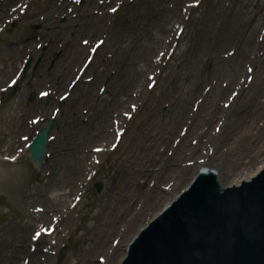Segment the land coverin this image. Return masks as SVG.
<instances>
[{
	"label": "rangeland",
	"instance_id": "obj_1",
	"mask_svg": "<svg viewBox=\"0 0 264 264\" xmlns=\"http://www.w3.org/2000/svg\"><path fill=\"white\" fill-rule=\"evenodd\" d=\"M65 1L14 0L9 3L10 0H0V152L3 157L0 160V264H85L88 261L84 259L96 240L107 235L110 239L106 243L121 249L115 259L108 262L106 252H97L96 261L97 264H116L128 241L197 175L198 168L182 176L175 175L176 180L171 179L170 174L176 173L170 171L173 169L172 151H165L166 158L161 151L157 155L154 150L144 157L148 140L141 132L149 117L147 110L151 101L156 99L161 103L160 106L153 104L158 117L154 131L163 134L175 125L174 117L181 111L186 113L185 121L188 116L193 119L198 114L209 116L219 92L231 83L232 76L238 77L236 69L241 66L242 82L246 81L247 85L244 84L241 94L238 87L230 89L221 101L227 121L223 116L214 123L215 132L221 138L229 121L240 111L244 97L264 71V0H113L108 4L105 0H68L71 3L66 4L65 12L54 23H47L49 10ZM4 6L7 7L3 10ZM113 9L115 13L111 12ZM34 25H39L40 29L33 30ZM98 40H104V44L90 67L89 77L95 70V76H99L111 69L108 76L113 74L122 92L97 91L102 79L96 81L98 84L80 81L67 108L84 104L85 109L84 106L93 103L97 108L95 114L104 115H94L86 121L83 109L66 107L56 114L54 109L59 108L60 97L68 91L66 87L51 95L50 110L40 109L35 100L28 103L29 95H37L40 88L45 90L50 86V79L57 81L69 72L65 60H69L72 47L85 48L80 55L79 70L84 68L89 49ZM254 41L260 46L252 61H247L246 53ZM28 42H33L35 48L37 43L41 46L52 43L56 48L54 61L48 70L44 64L51 57L50 51L40 53L35 49L29 72L15 96L10 97L5 92L6 84L27 60L24 51L31 52ZM66 48L65 55L62 53L58 58ZM76 61L78 59L74 58L73 62ZM151 62L155 64L154 69L150 68ZM143 72L144 78L135 82ZM206 74L211 76L206 79ZM84 80L88 82L90 78ZM93 86L92 95L83 98L84 92H89ZM129 88L132 100L126 101L123 91ZM114 102L120 106H114ZM119 109L125 119L120 128ZM37 117L41 121L33 124L32 120ZM53 117L56 118L50 133L52 140L43 166L37 170L30 162L27 146ZM107 121L116 131L106 147L97 135ZM186 123L178 126L183 137L188 129ZM254 135L255 139H250L249 143L263 141L264 129H258ZM224 142L227 147L217 158L213 155L214 148L212 152L206 150L198 162L202 168H215L224 181L255 174L264 162L263 152L255 164L242 174L234 175L233 166H240L236 156L245 153L247 147L243 142L235 144L232 139ZM131 144L134 150H143L136 157L126 158ZM88 151L94 155L91 165L77 176L75 162ZM14 156L19 157L14 163L5 159ZM146 160L148 164L143 163ZM185 162L193 165L195 161L186 159ZM149 170L152 176H148ZM130 177H137L136 183L130 184L140 186L141 193L144 190L149 193L158 186L163 195L150 206L148 200L145 203L149 195L137 193L144 208L151 209L142 221L137 218L127 224L126 220L118 222L116 218L128 196L134 197V192L125 190ZM97 182L103 184L100 193L95 187ZM58 199H61L59 203H64L65 210L73 211L61 238L54 237L60 214L52 211V206L59 204L52 201ZM113 222L119 236L111 225ZM50 229H54L51 234Z\"/></svg>",
	"mask_w": 264,
	"mask_h": 264
},
{
	"label": "water",
	"instance_id": "obj_2",
	"mask_svg": "<svg viewBox=\"0 0 264 264\" xmlns=\"http://www.w3.org/2000/svg\"><path fill=\"white\" fill-rule=\"evenodd\" d=\"M44 139L37 141L40 154ZM121 264H264V168L226 187L200 171L132 240Z\"/></svg>",
	"mask_w": 264,
	"mask_h": 264
},
{
	"label": "bare ground",
	"instance_id": "obj_3",
	"mask_svg": "<svg viewBox=\"0 0 264 264\" xmlns=\"http://www.w3.org/2000/svg\"><path fill=\"white\" fill-rule=\"evenodd\" d=\"M96 0H94L95 2ZM113 0H105V3L108 4ZM71 3L68 0H66L61 6H53L52 9L50 10V20L55 21L56 18L62 13L65 12L66 9V4ZM58 5V4H57ZM99 7H102L99 5ZM48 14V13H47ZM56 14H58L56 16ZM79 45H75L70 49V52L73 51L71 56H77L79 58L80 55H82L85 52V48L83 47H78ZM260 45L258 42L254 41L250 44L249 50L246 53L247 61H252L253 54L255 50L259 47ZM254 50V51H253ZM245 60V59H244ZM152 61V57L149 58V62ZM151 69L155 68V64L153 62ZM147 68H149L147 66ZM237 72H239L238 77L236 78V74L232 76L231 83H229L226 87L222 88L221 91L218 94V98L216 99V103H213V106L211 107V113L209 116L205 115L202 116L200 114L196 115L195 119L192 118V116H188L187 120L185 121L184 116L186 113L183 111L179 112L176 116L174 117L173 123H175L174 126H170L169 130L163 134L154 131V124L157 121L158 122V117L156 116V110L154 107L156 105L160 106L161 103L153 99L151 103L149 104L147 114L149 113V117L146 120V125L144 126V129L141 133L142 135H146L147 137V142L145 143V147L143 150L142 148H139V150H134V145L131 144V147L126 150L125 157L129 158L130 155H133V157H136V155L143 150L144 157L146 156L147 153H151V151H155L157 155H160V151L163 154L164 158H166V152L165 151H172V158H171V165L173 169H170V171L175 172L173 174V177L171 179L176 180L175 175H185L189 171H194L196 168H198L197 172L202 169L198 165L199 159L202 158V156L205 154L206 150L209 152H212V150L215 148L214 156L217 158V156L224 150V148L227 147V144H225L224 140L225 139H232L235 144L237 142H243L246 144L247 150L245 153H242L241 155H237L236 158H239L238 164H240L239 168L237 165L233 166V172L234 175L242 174L244 170L252 166L258 161V158L260 157L261 154L264 152V140L259 141L258 143H249L250 139H255L254 133L256 131H259L264 129V71L263 74L260 75L258 78L255 86L253 89H251L250 92L244 97V100L241 102L240 106V111L235 115V117L229 121V126L227 130H225L224 134L220 138V135L215 132V126L214 123L216 121H219L223 118V116H226V112L224 108L221 105V101L223 98L227 97L228 92L232 88H237L240 91L239 94H241L245 86L247 85L246 81L242 82V76L244 75V72L239 66L238 69H236ZM144 76V72L142 75L137 78V80H134L135 82L141 81V78ZM211 75L206 74L205 78H209ZM244 77V76H243ZM144 78V77H143ZM246 78V77H245ZM117 83L116 80L111 79L109 82L110 89H113L115 91H121L118 86H115ZM201 84V83H200ZM245 84V86H244ZM122 92V91H121ZM130 88L127 90H124L123 93L127 97L126 101L132 100L130 96ZM237 98V97H236ZM236 98L233 99V102H235ZM125 102L121 103L120 105H124ZM156 104V105H153ZM119 105V106H120ZM118 106V107H119ZM117 107V108H118ZM185 110V109H184ZM117 112H119V116H117V119L120 121L119 123V128L122 126V124L125 123V119L123 118V113L122 109H119ZM95 114L90 113L87 115V119L90 120L92 119ZM104 114H101L102 116ZM106 116V115H105ZM226 121H227V116H226ZM225 121V123H226ZM110 121H107L104 123L99 131V134L97 135V138L99 141H103L104 143L102 146H108L112 138L114 137V126L113 124H109ZM186 123L188 126L186 135L183 137L181 134V130L178 131V126L181 123ZM158 126V125H157ZM222 130H223V125H222ZM156 133V135H154ZM144 137V136H143ZM178 140V143H177ZM196 141V144H193V142ZM220 143V145H218ZM221 143L223 145L221 146ZM149 146V147H148ZM210 148V149H209ZM93 153L88 151L85 155H83V158L81 160H78L75 162V168L74 171L77 173V176L82 175L83 172L87 171V169L90 167V161L93 157ZM194 160L193 165H188L186 164L185 160ZM134 161V159L132 158ZM139 160H142V157H139ZM87 161V162H86ZM143 163L148 164V161H144ZM90 164V165H89ZM264 166V162L258 166L256 169V173L261 169V167ZM206 169V168H203ZM208 170H213L216 172V174L219 177V181L223 186H233V185H239L245 180H250L255 174H252L250 176L246 177H240L237 180H229V181H224L223 175H221L215 168H207ZM196 172V173H197ZM148 176H152V172L149 170ZM137 177H130L129 182L126 184L125 190L128 192H134V197L131 195L128 196V200L123 203V206L119 208L117 211L118 215L116 218V221L120 222V220H126L127 224L133 222L134 219H139L142 221V219L147 215L148 210L150 211L149 208H144L142 202L138 198L137 193H141V188L140 186L134 187L130 183L135 184L136 183ZM140 185V184H137ZM190 185V184H189ZM188 185V186H189ZM187 186V187H188ZM186 187V188H187ZM155 191V194L153 193ZM142 195L147 194L149 197L145 200V203L147 200L149 201L150 206L153 204V201H159L161 196L163 195V192L161 191L160 187H155V189L151 192L148 193L145 190ZM137 198L136 200H133V198ZM51 201V200H50ZM61 201V199L58 200H53L52 202H55V205L58 204ZM52 211L54 213H59L60 216L58 219H60L58 223L57 230L54 233L55 238H61L64 234V232L67 230L68 226V219L71 217L73 214V211L67 208L66 210L64 209V203H59L56 206H52ZM158 214V213H157ZM156 214V215H157ZM66 216V217H64ZM153 218V217H152ZM150 218V219H152ZM47 219V218H46ZM148 220L145 225L149 222ZM111 225L115 226V223L113 222ZM144 225V226H145ZM112 226V227H113ZM117 226H115L114 229H116ZM116 235L118 234V231L116 229ZM120 234H118L119 236ZM135 236V235H134ZM132 237V239L134 238ZM110 237L107 235L104 238L100 237L98 240H96V243L91 249V252L86 256V260L88 261L85 264H97V252L104 251L107 253L108 260L107 262L111 259H115L117 254L120 251L119 248H113V246L108 245L106 242L109 240ZM131 239V240H132ZM129 243V241H128ZM128 243L125 245L124 251L122 252L120 260L116 261V264H119L121 260L124 258L126 254V250L128 247ZM112 244V243H111ZM108 245V247H107ZM112 251V255L109 253ZM107 262L105 264H107ZM109 264V263H108Z\"/></svg>",
	"mask_w": 264,
	"mask_h": 264
},
{
	"label": "snow or ice",
	"instance_id": "obj_4",
	"mask_svg": "<svg viewBox=\"0 0 264 264\" xmlns=\"http://www.w3.org/2000/svg\"><path fill=\"white\" fill-rule=\"evenodd\" d=\"M113 11H115V9H113ZM85 43H87V41H85ZM249 71H251V69H249Z\"/></svg>",
	"mask_w": 264,
	"mask_h": 264
}]
</instances>
